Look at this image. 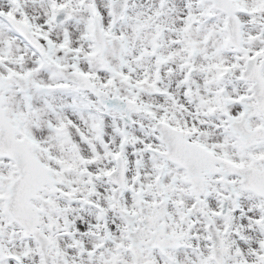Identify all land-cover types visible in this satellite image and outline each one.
<instances>
[{"label": "snow or ice", "instance_id": "obj_1", "mask_svg": "<svg viewBox=\"0 0 264 264\" xmlns=\"http://www.w3.org/2000/svg\"><path fill=\"white\" fill-rule=\"evenodd\" d=\"M0 264H264V0H0Z\"/></svg>", "mask_w": 264, "mask_h": 264}]
</instances>
